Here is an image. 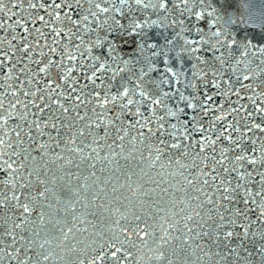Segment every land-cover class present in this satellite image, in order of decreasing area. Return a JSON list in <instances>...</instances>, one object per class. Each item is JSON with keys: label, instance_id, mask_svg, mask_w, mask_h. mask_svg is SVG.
I'll return each instance as SVG.
<instances>
[{"label": "snow or ice", "instance_id": "snow-or-ice-1", "mask_svg": "<svg viewBox=\"0 0 264 264\" xmlns=\"http://www.w3.org/2000/svg\"><path fill=\"white\" fill-rule=\"evenodd\" d=\"M252 7L0 0V264H49V224L58 246L82 245L77 264H177L189 249L194 264H264V9ZM104 148L139 153L161 169L157 181L141 168L147 183L170 175L186 199L160 208L129 169L119 187L139 210L122 212L113 187L112 225L61 226L57 172Z\"/></svg>", "mask_w": 264, "mask_h": 264}, {"label": "water", "instance_id": "water-1", "mask_svg": "<svg viewBox=\"0 0 264 264\" xmlns=\"http://www.w3.org/2000/svg\"><path fill=\"white\" fill-rule=\"evenodd\" d=\"M250 2L253 5L252 11L259 15L261 10L264 9V0H250ZM255 35L258 37V42L264 40V33L259 30H255ZM92 147H95V145ZM90 151L89 148H85V153ZM126 155H128L127 152L121 156H113L106 148L92 153L90 159L81 160L79 158L80 154H77L71 157L74 161L73 165H65L62 170L57 172V175L62 177V179L57 180L53 185L55 198L59 201L53 206L59 210L61 226L72 227L75 225L77 229L88 228L89 232H91L94 230L86 222L96 224L97 229L112 225V220L117 218L116 213L112 212L109 214L106 208L108 206L120 207V205L115 203L112 192L113 187L118 189L115 199H120L121 204L126 206L120 208L122 212L139 210L138 201L133 200L130 203L128 200L122 199V196H131V193L119 187L120 184L125 183L121 173L129 169L137 173L136 176L131 178L133 182L142 183L148 189L156 188L155 192L152 193V198L158 201L160 208H171V203L174 199H186L184 193L179 190L180 183L178 179L165 174L160 187L149 184L147 183L148 176H141L140 169L143 168L145 172L157 181H161V177L157 175V172H161V169L159 167L149 169L147 163L140 159L139 153H133L131 158L125 160L123 156ZM116 160L119 161V170H117V164L114 162ZM75 164H79V168L75 167ZM91 165H94V167ZM53 171H56V169H53ZM164 171L165 173L173 172L175 169L174 167H168ZM161 189H167L168 191L162 192ZM100 192H103L102 197L97 195ZM192 195H195V193H192ZM155 210V206H153V211ZM160 215L162 216L164 213L162 212ZM41 234L46 235L47 238L53 241L51 248L54 250L55 255L49 264H77L80 258L79 249L82 245H77L75 240H71L69 243L73 248L72 251L58 246L61 234L51 224L45 227ZM87 235V232L81 234L77 231L76 233L77 238L81 240ZM151 255V253H148V256ZM175 259L177 264H194L196 257L192 255L190 249L183 253L177 250ZM145 264H147V260Z\"/></svg>", "mask_w": 264, "mask_h": 264}]
</instances>
